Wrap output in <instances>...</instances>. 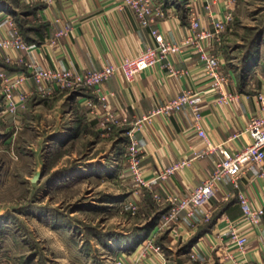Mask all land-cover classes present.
<instances>
[{
    "label": "crops",
    "instance_id": "1",
    "mask_svg": "<svg viewBox=\"0 0 264 264\" xmlns=\"http://www.w3.org/2000/svg\"><path fill=\"white\" fill-rule=\"evenodd\" d=\"M157 1L162 3L165 16L159 18L156 24L171 42H182L190 34V12L197 13L202 27L211 28L213 19L223 18L227 21L226 16L231 10V5L229 9L225 4L226 0H209L210 8L203 0ZM119 3L120 0H52L51 3L44 0H0V36H13L16 30L23 36L21 17L28 14L34 20L29 31L32 42L27 50H0V58L13 66L7 67L10 72L8 76L25 72L28 61L40 67L91 71L120 62L126 56L137 55L142 49L155 45L149 27L139 24L133 10L129 7L120 8ZM64 28H68L66 33L53 41L54 34ZM224 40L222 37L209 41L219 51ZM7 53L11 57L9 60ZM221 57L222 71L228 78L226 87L233 95L223 103L217 101L219 92L212 89L210 78L200 65V55L191 43L183 45L180 52L168 58L172 67L183 73H172L167 66L157 65L142 70L131 83L120 73L109 76L102 83L101 90L113 92L109 96V107L119 119L125 120L124 126H111L109 139L100 138L96 130L100 126L97 119L102 114V108L98 107L97 115L85 104L86 99L97 101V93L92 88L51 98L42 96L35 89L34 80L28 78L25 84L12 91L15 100L19 98V92H25L28 93L26 104L30 100L37 106L45 102L50 113H57L55 126L47 123V131L51 133L48 144L67 143L80 137H90V142L126 140L127 143L130 139L126 130L132 129V137L137 139L140 148L143 177L148 184L137 186L127 168L126 159L121 155L123 148L121 153L118 152L120 155L114 154V150L106 153V168L112 169L111 172L116 175H123L125 180L132 178L131 193L125 196V199L131 196L129 203L134 198H142L143 203L144 196L152 201L151 197L157 194L160 200L156 205L160 209L166 208L160 212L156 223L148 219L145 220V226H138L124 232V235L119 232L108 236V241L118 244L116 250L120 264H178L166 258L162 249L157 252L145 244L146 239L152 237L157 245L156 240L163 227L166 236L174 237V240L182 239L186 244L192 238L184 246H187L185 252L189 253L191 248L196 253L198 264H264V250L260 246L264 240V214L257 228H249L245 223L240 225L249 238L245 257L239 258L236 263L227 258L231 252L237 254L231 244L228 225L242 220L238 192L243 189L252 201L264 204L262 179L257 176L259 168L255 166H250L238 180V187L227 176L219 183L208 205L197 208L192 215L182 210L177 221H171L166 227L161 226L162 217L172 204L168 200L169 195L181 196L193 190L194 185L214 170L221 154H200L206 149L207 143L198 136L188 106L168 114L143 118L155 105L192 88L198 92L196 100L201 108V124L212 143L236 151L251 141L245 129L250 116L260 111L256 95L259 91L264 92V73L257 72L253 65L232 68L224 56ZM242 76H245L244 82ZM17 110L21 111L20 106ZM50 113L48 111L47 115ZM138 120L141 125L137 123ZM182 159L188 162L173 174L165 178L160 176L165 167ZM143 227H146L145 233L140 231ZM112 247L115 249L114 244ZM179 256L183 259L182 264L190 262L182 254ZM112 264H118V261Z\"/></svg>",
    "mask_w": 264,
    "mask_h": 264
},
{
    "label": "rangeland",
    "instance_id": "2",
    "mask_svg": "<svg viewBox=\"0 0 264 264\" xmlns=\"http://www.w3.org/2000/svg\"><path fill=\"white\" fill-rule=\"evenodd\" d=\"M229 5L230 16L219 34L225 42L218 53L232 68L253 65L263 74L264 0H230ZM21 18L24 25L34 24L28 14ZM17 36L26 42L17 30L13 36L4 37ZM248 45L253 49L257 46L256 54L244 59ZM0 61L10 64L3 58ZM26 63L24 73L28 76L30 62ZM6 68L0 63V73L8 75ZM72 91L40 93L57 98ZM17 108L8 109L5 94L0 89V264L119 262L118 244L108 241V236L119 232L124 235L145 226L148 219L156 223L160 212L166 208L160 209L156 205L160 198L154 196L151 197L153 202L144 196L143 203L142 198H134L129 203L131 196L129 199L125 196L131 193L132 175L125 180L123 175L107 170L106 153L109 150L121 153L126 140L90 142V137H80L67 143L48 144L51 133L47 131V123L55 126L57 113H50L45 102L37 106L33 100L25 103L24 108L20 107L21 111ZM96 130L102 139L111 137V132L101 126ZM109 161L111 163L112 159ZM36 175L37 179L33 180ZM162 218L161 226L165 227L177 221V218L167 221ZM164 229H160L162 233L156 242L166 258L182 264L179 256L182 254L190 261L187 264H198L191 248L189 253L185 252L187 246H184L192 238L185 244L182 239L166 236Z\"/></svg>",
    "mask_w": 264,
    "mask_h": 264
},
{
    "label": "built area",
    "instance_id": "3",
    "mask_svg": "<svg viewBox=\"0 0 264 264\" xmlns=\"http://www.w3.org/2000/svg\"><path fill=\"white\" fill-rule=\"evenodd\" d=\"M51 3L52 0H44ZM205 1V5L210 8L209 0ZM230 9V0L225 1ZM119 7H129L133 10L137 21L142 26L149 27L150 34L155 40V45L148 46L142 49L137 55L126 56L124 59L117 63H109L100 69L89 71H73L67 68H38L35 63H28L29 74L20 72L15 75H5L0 73V89L5 94V102L9 110H15L17 107L24 108L28 93L19 92V98L14 99L12 91L25 84L28 77L32 78L35 83V89L41 93L52 94L61 89H70L73 91L81 88H92L97 93V101L93 99H86L85 104L91 109V112L96 113V110L102 108V114L98 116L97 122L105 130H110L111 126H124L125 120L119 119L114 114L111 107H109V96L113 94L112 91L106 93L101 90L102 83L114 73L123 75L127 82H133L142 70L148 67L157 65L167 66L172 73H183L180 69L172 67L169 61V55L181 51L182 46L186 44H193L194 50L200 55V65L205 74L210 78L212 89L219 92L217 101L219 103L227 102L233 95L226 87L227 76L222 71V57L218 51L212 47L209 40L212 38L220 40L219 34L226 26V20L213 19L212 27H202L199 17L196 12H190V34L182 40V42H174L168 40L163 32L159 29L156 22L159 18L165 16L162 3L157 0H120ZM230 12V11H229ZM228 12V13H229ZM230 13L226 16H228ZM68 28L59 29L53 36L54 41L59 35L65 34ZM29 45L21 40L20 36L10 38L0 36V49L9 51L14 50H27ZM11 57H7L9 60ZM167 60L166 63H163ZM198 92L192 88L183 90L174 97L165 99L164 101L155 105L150 112L143 118H148L156 114H168L179 110L184 106H188L193 115V121L196 127L198 136L202 137L207 143V147L200 154L209 152H218L221 154L220 158L215 164L214 170L209 173L199 183L194 185L193 190L184 193L181 196L169 195L168 200L172 203L167 213L164 215L165 220L176 219L182 210H186L188 215H192L197 208L204 207L210 203V200L216 193L219 183L226 178L230 177L232 183L238 187V180L247 173L250 166L259 168L258 175L262 179L264 188V92L259 91L256 95L260 103V111L249 118V122L245 131L250 135L251 141L243 145L236 151H230L221 144L212 143L206 137L205 130L201 124V108L196 100ZM97 114V113H96ZM98 115V114H97ZM141 125L140 121H137ZM129 135V141L123 150L122 156L126 159V165L131 173L137 186H145L148 181L143 177L140 161V148L137 139L132 137V129L126 130ZM188 160L182 159L176 161L165 167L160 176L165 178L173 174L177 168L182 167ZM154 197L159 198L157 194ZM237 201L241 207V222H233L228 225L231 244L237 250V254L229 253L227 258L236 263L239 258L245 257L247 252V245L249 242L248 235L245 229L242 230L241 224H246L249 228H257L262 222L264 214V204L255 203L250 196L241 190L237 194ZM148 246H152L155 251L160 252V247L154 243L152 237L146 239ZM260 246L264 250V240L261 241ZM264 256V254H263ZM120 264V262H118ZM130 264H137L132 262Z\"/></svg>",
    "mask_w": 264,
    "mask_h": 264
},
{
    "label": "trees",
    "instance_id": "4",
    "mask_svg": "<svg viewBox=\"0 0 264 264\" xmlns=\"http://www.w3.org/2000/svg\"><path fill=\"white\" fill-rule=\"evenodd\" d=\"M22 27V33H23V36H24V40L29 44V43H31L32 42V40L29 38V31L30 30H32L31 28H32V25H21ZM255 40V39H254ZM253 40V41H254ZM257 47V46H256ZM256 47H254V49H253V47L251 46V45H248V47H247V49H246V51H245V57H244V59H249V58H253V57H255V54H256ZM0 63L2 64H4L5 65V67H8L9 68V66L10 67H13V66H11L10 64H6V63H4V62H2V61H0ZM263 68H264V64H263ZM7 69V68H6ZM7 73H10L9 71H7ZM243 78L241 79L243 82H244V77L245 76H242ZM141 232H143V233H145L146 232V227H143L142 228V230H140Z\"/></svg>",
    "mask_w": 264,
    "mask_h": 264
},
{
    "label": "water",
    "instance_id": "5",
    "mask_svg": "<svg viewBox=\"0 0 264 264\" xmlns=\"http://www.w3.org/2000/svg\"><path fill=\"white\" fill-rule=\"evenodd\" d=\"M37 179V175L34 176L33 180H36ZM2 209L0 208V213H1Z\"/></svg>",
    "mask_w": 264,
    "mask_h": 264
}]
</instances>
